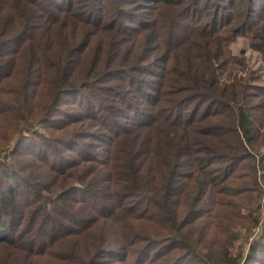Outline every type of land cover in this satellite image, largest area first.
<instances>
[{
    "label": "trees",
    "instance_id": "1",
    "mask_svg": "<svg viewBox=\"0 0 264 264\" xmlns=\"http://www.w3.org/2000/svg\"><path fill=\"white\" fill-rule=\"evenodd\" d=\"M240 35L264 65V0H0V264H264Z\"/></svg>",
    "mask_w": 264,
    "mask_h": 264
},
{
    "label": "rangeland",
    "instance_id": "2",
    "mask_svg": "<svg viewBox=\"0 0 264 264\" xmlns=\"http://www.w3.org/2000/svg\"><path fill=\"white\" fill-rule=\"evenodd\" d=\"M124 4L126 5V2H124ZM129 7L130 6H124L123 9H127ZM123 12H126V11L123 10ZM127 12H128V10H127ZM134 14L137 15V13H134ZM130 17H132V16H130ZM122 20L128 21L124 17H122ZM131 25H134V23H132ZM241 48L246 50L244 61L249 68V73L255 77V80H251L250 82L253 83V85L260 86L264 89V65H262V63H261L260 53L257 50H253L250 48V43L247 41L246 36L240 35L235 39L234 42H232L228 45V49H230L231 52L233 51L234 54H236V55L239 54ZM144 90L148 91L149 88L146 87ZM82 97H83V92L82 93H80V92L72 93L71 95H68L66 97V99L62 101L63 103L60 105L61 106L60 110H57L56 112H54V115L55 116L61 115L60 116L61 118L67 120L73 112H77L78 110H82V107H81ZM128 121L129 122L125 121L124 123H126L127 125H131L132 122H135V116L131 117ZM80 123L81 124L89 123V118L84 116L80 120ZM98 135H99V133H97V136ZM86 140L88 141V143H93V142L96 143L95 145H97L98 148L96 150H93V149L89 150L87 145L81 146L79 148L80 142L85 141L84 139H80V140L74 142V144H73V146L75 145L76 152L77 151L80 152L77 154H81V153H85V152H87V153H96V152L100 153L103 150V148H105V146H107V144L105 143V139L93 140L92 137H89V138H86ZM69 144L70 143H67V149L65 150L66 158H67L65 160H68L71 155H75L74 147L69 146ZM68 146L70 149H68ZM1 156L2 155H0V159H1ZM51 159H52L51 161H58V159H60V158L53 156ZM0 175H3L2 171H0ZM18 180H21V178H17L16 181H18ZM16 181H14V182H16ZM10 184L13 185L12 183H10Z\"/></svg>",
    "mask_w": 264,
    "mask_h": 264
}]
</instances>
